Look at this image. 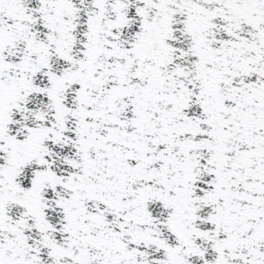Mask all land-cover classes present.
<instances>
[{"label": "snow or ice", "instance_id": "6c2138e0", "mask_svg": "<svg viewBox=\"0 0 264 264\" xmlns=\"http://www.w3.org/2000/svg\"><path fill=\"white\" fill-rule=\"evenodd\" d=\"M0 264H264V0H0Z\"/></svg>", "mask_w": 264, "mask_h": 264}]
</instances>
